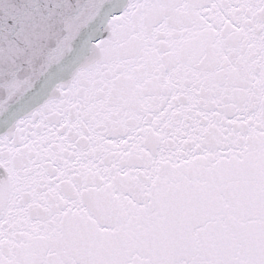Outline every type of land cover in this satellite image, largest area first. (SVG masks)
Segmentation results:
<instances>
[{"label":"snow or ice","instance_id":"1","mask_svg":"<svg viewBox=\"0 0 264 264\" xmlns=\"http://www.w3.org/2000/svg\"><path fill=\"white\" fill-rule=\"evenodd\" d=\"M0 264H264V0H0Z\"/></svg>","mask_w":264,"mask_h":264}]
</instances>
